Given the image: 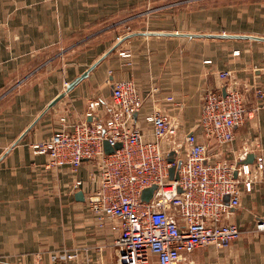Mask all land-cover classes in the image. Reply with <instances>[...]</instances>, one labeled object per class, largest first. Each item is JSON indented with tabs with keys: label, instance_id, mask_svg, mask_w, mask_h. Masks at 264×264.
Returning a JSON list of instances; mask_svg holds the SVG:
<instances>
[{
	"label": "crops",
	"instance_id": "crops-1",
	"mask_svg": "<svg viewBox=\"0 0 264 264\" xmlns=\"http://www.w3.org/2000/svg\"><path fill=\"white\" fill-rule=\"evenodd\" d=\"M122 80L133 81L144 100L133 124L148 139L145 115L170 116L174 130L162 140L168 155L186 157L191 131L214 161L252 155L245 163L253 188L241 184L240 206L223 217L240 236L225 248L185 253L178 264H264L257 227L264 168L255 165L264 157V98L255 95L264 90V0H0V264H119L120 231L112 228L119 220L99 219L88 207V193L99 187L93 161L50 166L32 145L112 115L114 84ZM231 84L249 109H259L220 144L199 126L202 104L208 90Z\"/></svg>",
	"mask_w": 264,
	"mask_h": 264
},
{
	"label": "built area",
	"instance_id": "built-area-1",
	"mask_svg": "<svg viewBox=\"0 0 264 264\" xmlns=\"http://www.w3.org/2000/svg\"><path fill=\"white\" fill-rule=\"evenodd\" d=\"M218 74L225 80L231 77L228 70ZM255 95L263 99L264 90L256 88ZM113 99L118 109L112 115L96 122L75 123L50 139L34 143L32 148L47 154L50 166L71 165L77 169L85 160L93 161L99 187L88 193V207L99 219L119 220V225L112 227L120 231L116 242L119 264H151L154 257L158 264H178L185 253L199 247H228L240 236V228L223 222L224 213L240 206L241 184L247 190L253 188L250 165L214 161L207 145L191 131L185 138L189 149L180 159L178 178L171 179L169 169L179 160L169 162L162 148L163 138L174 130L170 116L159 111L145 115L153 132V138L148 139L133 124L144 104L135 83L116 82ZM98 104L90 103L91 110ZM258 109H249L244 92L232 84L225 87V94L211 89L203 100L199 126L206 137L226 144L234 140L236 128L254 117ZM105 141L112 146L121 143V147L106 153ZM255 165L264 168L262 155ZM153 185L158 187L154 196L143 200V191ZM171 208L183 218L182 223L171 215ZM257 227L264 230V221Z\"/></svg>",
	"mask_w": 264,
	"mask_h": 264
},
{
	"label": "water",
	"instance_id": "water-1",
	"mask_svg": "<svg viewBox=\"0 0 264 264\" xmlns=\"http://www.w3.org/2000/svg\"><path fill=\"white\" fill-rule=\"evenodd\" d=\"M222 92H223V94H225V89H223ZM63 96H64V94L57 97L55 99V101L52 103V105L55 104L58 100H60V98H62ZM120 147H121V143H117L116 145L112 146L107 141L104 142V149H105L106 153H113L116 149H118ZM174 155H175L174 152L169 153V155H168L169 162H173L175 160ZM251 160H252V155H249L245 161H240V162L241 163L251 162ZM181 163H182V161L179 160L177 166H172L169 169V174H170L171 179H177L178 178L177 170H178V168H180ZM157 188H158L157 185H153L151 187L146 188L142 193V199L149 201L154 196ZM179 191H182V190L179 188ZM78 196H79V198H84L83 192L78 193Z\"/></svg>",
	"mask_w": 264,
	"mask_h": 264
},
{
	"label": "rangeland",
	"instance_id": "rangeland-1",
	"mask_svg": "<svg viewBox=\"0 0 264 264\" xmlns=\"http://www.w3.org/2000/svg\"><path fill=\"white\" fill-rule=\"evenodd\" d=\"M236 1H238V0H231V2H236ZM261 221H264V220H261ZM260 222V221H259Z\"/></svg>",
	"mask_w": 264,
	"mask_h": 264
}]
</instances>
